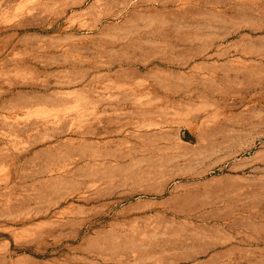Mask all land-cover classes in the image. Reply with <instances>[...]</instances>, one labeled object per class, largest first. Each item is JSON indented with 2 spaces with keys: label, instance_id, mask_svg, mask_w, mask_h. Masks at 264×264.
Masks as SVG:
<instances>
[{
  "label": "rangeland",
  "instance_id": "rangeland-1",
  "mask_svg": "<svg viewBox=\"0 0 264 264\" xmlns=\"http://www.w3.org/2000/svg\"><path fill=\"white\" fill-rule=\"evenodd\" d=\"M0 264H264V0H0Z\"/></svg>",
  "mask_w": 264,
  "mask_h": 264
}]
</instances>
